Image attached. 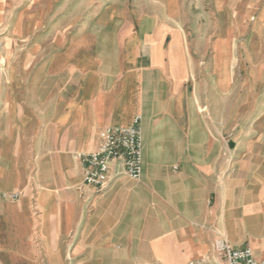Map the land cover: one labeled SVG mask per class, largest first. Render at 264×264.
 Segmentation results:
<instances>
[{
  "label": "crops",
  "instance_id": "crops-1",
  "mask_svg": "<svg viewBox=\"0 0 264 264\" xmlns=\"http://www.w3.org/2000/svg\"><path fill=\"white\" fill-rule=\"evenodd\" d=\"M145 1L165 16L88 0L76 33L73 0L0 7V264H186L219 237L264 257V112H213L233 35L185 29L264 26V0ZM138 115L142 176L97 191L80 154Z\"/></svg>",
  "mask_w": 264,
  "mask_h": 264
},
{
  "label": "rangeland",
  "instance_id": "rangeland-1",
  "mask_svg": "<svg viewBox=\"0 0 264 264\" xmlns=\"http://www.w3.org/2000/svg\"><path fill=\"white\" fill-rule=\"evenodd\" d=\"M73 17L75 20V33L83 28L94 10L86 7L88 0H73ZM132 14L142 16H165L160 2L149 4L145 0H132ZM20 0H0V7L3 5L7 17L11 21L16 20ZM97 10H95L96 12ZM187 12V11H186ZM193 11L187 13V18L192 17ZM185 17V16H181ZM186 18V17H185ZM256 16L253 19L238 18L236 24L231 26L213 27L208 25H186V32L231 34L233 41L213 42L216 49L228 50L232 53L230 58H217V62L224 65L230 61L232 67L231 75L226 73L213 74V112L224 115L227 112L233 114L253 113L258 106L262 109L261 101L264 100V26L255 24ZM187 21H189L187 19ZM196 43H191L193 45ZM216 46V47H215ZM230 77V78H229ZM230 79V80H229ZM249 245V244H247Z\"/></svg>",
  "mask_w": 264,
  "mask_h": 264
},
{
  "label": "built area",
  "instance_id": "built-area-1",
  "mask_svg": "<svg viewBox=\"0 0 264 264\" xmlns=\"http://www.w3.org/2000/svg\"><path fill=\"white\" fill-rule=\"evenodd\" d=\"M3 65L0 58V73ZM101 139L98 150L80 154L85 183L92 185L97 191H104L117 174L132 179L142 176L144 141L139 115L130 125L106 127ZM114 165L119 167L116 175L112 174ZM9 197L16 198L18 193H12ZM186 264H264V257L257 258L251 247H236L225 238L219 237L213 241L212 253L191 259Z\"/></svg>",
  "mask_w": 264,
  "mask_h": 264
}]
</instances>
